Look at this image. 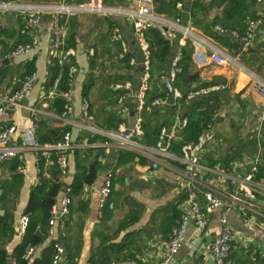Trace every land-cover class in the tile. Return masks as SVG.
<instances>
[{
  "label": "crops",
  "instance_id": "obj_1",
  "mask_svg": "<svg viewBox=\"0 0 264 264\" xmlns=\"http://www.w3.org/2000/svg\"><path fill=\"white\" fill-rule=\"evenodd\" d=\"M24 1L33 6L38 5L45 8L43 21L37 32L41 41L36 48L25 54L13 56L11 55V51L5 56H0V68L14 71L18 67L21 68L27 61L35 59L36 70L33 73L36 74L37 81L27 94L25 103L29 107L32 106L38 110L36 114V139L37 130H40L42 121H46L51 127H62L65 125L58 118L60 113H58L55 106L56 98H61L65 102V105H70L75 120L80 119L83 107L87 104L89 114L93 117L95 122L103 128L105 122L111 117H121L126 123L132 124L135 117L140 81L142 79H149L151 86L149 95L151 99L157 84L166 83L170 89H173L172 83H174L173 81L175 78L171 79L172 72L175 71L177 67L183 49L190 43L191 45L188 50L190 51L192 65L194 67V73L191 75V79H193L194 82L191 84V88H196L204 82H215L216 80L217 83L213 87L206 89H209V92L215 90L222 91L219 95L222 104L220 105L219 113H217L219 121L214 128L215 133L218 132L223 135L229 129L233 130L237 125V121L241 122L240 120L242 119L243 122L251 123L254 127L251 125L250 129L253 128L251 129V134L248 136H238L237 142L240 141V139L255 138L258 143V149L262 148L264 152V100H262L254 90V83L258 79L264 80V3L256 2L251 4L250 12L255 11L256 14L262 12L263 24L252 43L249 46H243L240 50H238L237 47H229L226 44L220 43L207 35L202 27L195 23V19L191 15L193 0H181L178 3V8L181 13L178 18L169 16L165 13L158 14L156 12L165 21V25L169 30L172 50L163 63L152 56L149 67H146L144 64L145 56L139 41L138 32L134 25L136 18L134 12L137 10L134 2H132V0H127L124 5H114L113 3L102 4L101 0H98L99 6H93L96 3L95 0H92L94 1L92 5L93 9L98 10V12L90 9L92 7L90 6L87 8L85 7L84 11L81 12H89V14H76L86 29V37L84 42L76 49V54L72 58L77 71L73 74L71 73L72 81L69 83L68 90H66L69 91V96L65 99L59 95L53 96V98L50 97L49 92L52 86L49 89L46 87L51 75L50 68L53 61L51 58L52 34L50 26L52 14L48 6L55 5L57 2H61V0ZM169 1L170 0H167V2ZM102 10L103 12L101 13ZM221 10V6L214 8L209 16H206L207 20L211 22L217 17V13ZM7 13L12 12L0 10V52H2L5 45L9 46L14 43L19 34V30L17 29L14 35H5L6 32L3 31V28L8 26L7 23H16L21 34L22 28L24 27L23 17L21 15L15 12V14H13L14 16H6ZM100 16L111 17L114 25L116 24L115 28L112 29L109 23L103 20L99 21L98 18ZM11 17H13V21L10 20ZM252 17L253 16H247L245 22ZM199 19H201L202 23V16H199ZM203 23L205 24V22ZM190 31L207 40L204 47H198L193 43L192 38L187 34ZM213 31L218 32L216 26L213 27ZM237 31L239 32V30ZM228 35L230 36L229 38L232 44L242 43L232 35ZM7 40H9L10 43ZM219 51L222 53H219ZM227 53L230 56L227 55ZM220 54L222 55L220 56ZM126 55H129V57H125ZM131 60L134 62L131 63ZM65 65L67 64L60 65L58 77L60 80L62 79L63 67ZM9 77H12V81L9 80ZM9 77V79L7 78L4 80V85L0 87V96L10 94L13 92L14 85L21 82V79L12 75V73ZM126 81H130L132 84L129 89L117 86ZM87 87L88 92L87 96H85L84 92ZM123 92H125L126 95H124ZM200 94L201 93H198L196 96ZM148 107V111L144 115L145 120L150 118L151 104L148 105ZM30 116L31 112L28 108L10 110L0 119V128L15 124L19 128V132H22L29 125L28 119ZM71 127L74 147L69 156V173L67 176L63 177L67 183L71 182L75 172L74 155L72 153L75 148L106 147L105 155L100 157L102 170L98 179L94 184H86L84 186V196L90 202V211L82 214V219L85 222V241L79 264H88L92 236L99 229V218L102 216V209L99 207L100 189L105 174L109 170H112V166L116 162L114 149L117 146L113 144L106 145L100 142L91 143L87 139L78 143L77 140L80 134L87 130L74 126ZM23 140L22 137H19L18 142L22 143L24 142ZM24 151L25 161L21 162L22 166L20 170L25 174V181L21 188L17 210L15 212L18 221L23 215L28 203L32 187L40 182V177L37 172V153L39 155L40 151L38 152L33 148H26ZM42 154H44L46 160L44 169L47 173H51V167L55 162L53 157L54 153L44 150ZM215 158L217 159L218 155ZM8 165L9 164H5L1 167L5 170H1L0 177H10L11 174L8 170ZM138 165L139 164L134 165L137 171L139 170L137 167ZM5 166L7 169L4 168ZM116 171L118 172L119 170ZM113 172L115 175V171ZM119 172H121V170ZM139 174L140 172L138 171V176ZM43 176L50 178V176ZM142 180L152 182V180ZM138 190L141 193L144 191L148 192L149 190L147 194L148 197L144 198L145 196L141 195L142 199L138 198L148 207V211L144 213L142 219L134 228L146 225L150 219L151 212L156 207L164 205L167 201L176 197L171 188L164 196L155 198L152 197L151 194L153 193H151L150 189H144L143 191L140 189ZM0 192H2V190H0ZM63 195L64 190L59 194L57 203L54 205L57 209L60 207ZM153 196L155 195L153 194ZM221 214L222 210H216L210 215L209 227L205 234L202 236L193 235L176 255L175 264H214L208 243L220 230L219 218ZM57 215L58 219L52 224L51 235L47 238L43 237V243L36 247V257L41 256L43 250L52 240L58 239L60 236L67 233V230H65L60 222L61 216L59 214ZM74 219L76 222L80 220L79 215L75 214ZM228 219L238 231L240 238L234 245V257L228 261V264H244V262L248 264L246 258L250 252H258L264 255V235L261 238L252 237V234L248 232L235 213H229ZM192 230L193 228L191 227V231ZM74 232L75 229L71 231V235L74 234ZM38 234L41 235L40 232H38ZM199 237L201 240L197 242L196 240ZM21 238V235L15 236L9 245L10 251L20 243ZM168 238H164L159 231H153L151 234H144L142 236V250L137 255V259L132 261V264L142 261L146 264L157 263L163 253L159 243L162 239Z\"/></svg>",
  "mask_w": 264,
  "mask_h": 264
},
{
  "label": "trees",
  "instance_id": "obj_2",
  "mask_svg": "<svg viewBox=\"0 0 264 264\" xmlns=\"http://www.w3.org/2000/svg\"><path fill=\"white\" fill-rule=\"evenodd\" d=\"M6 2L18 0H2ZM60 1V0H58ZM92 0H68L70 3L89 4ZM181 0H155L154 8L158 14L165 13L169 16L179 17L181 15L178 3ZM102 4L113 3L114 5H124L127 0H101ZM256 0H193L191 15L195 19V23L202 27L203 31L216 39L222 44L229 47H237L242 49L244 44H232L228 34H222L219 31H213V27L221 25L229 30H239L241 34L246 31L247 16H258L256 12H250L251 4ZM222 7L211 22L207 20L210 12L214 8ZM262 13V12H261ZM15 12L7 13L6 16H14ZM199 16H202V23ZM99 21L109 23L112 29L115 28L113 19L109 16H100ZM13 21V17L10 18ZM61 21L67 25V36L64 50L78 49L84 42L86 37V29L77 15L61 14ZM205 22V24L203 23ZM7 27L3 28L5 35H14L19 30L17 39L11 45H5L0 56L10 53L18 44L27 42L29 36L21 34L19 27L14 22H8ZM143 37L148 41L150 52L153 57L163 63L172 50L170 40H167L162 32L155 27L145 28L142 30ZM4 41V40H3ZM9 41V40H7ZM10 43V41H9ZM8 44V43H7ZM191 44L188 43L183 49L181 58L177 66L180 71L176 73L172 87L179 89L183 93V98L179 99L176 105H157L151 104L150 118L144 121V141L150 145L157 144L161 131L165 127H170L175 122L177 115L182 119H186V123H180L181 135L180 139L174 142L173 149L180 152V147L189 142H196L199 136L207 128H215L219 121V117H215L219 113L222 101L220 93L222 91H210L208 94H200L194 98L188 99L191 91H198L202 88L213 87L215 82H204L196 88H191L194 82L191 75L194 73V67L191 61V54L188 50ZM125 57H129L126 55ZM35 59L27 61L21 68L18 67L14 71L0 68V87L4 85V80L10 74L23 78L35 72ZM60 64L53 59L50 68L51 75L46 84L49 89L56 79L59 77ZM11 71V73H10ZM10 78V77H9ZM8 78V79H9ZM12 81V77L9 79ZM72 81L71 67L69 64L63 67L62 79L60 80L61 90H68L69 83ZM22 82L14 85L13 91L18 90ZM88 87L85 88L84 95L87 96ZM126 95L125 92H123ZM172 95L170 87L166 83L157 84L152 99L167 98ZM56 109L58 113L65 110V102L61 98H56ZM125 120L121 117H111L105 124V129H116ZM67 131H72V127L64 125L62 127H51L46 121L40 124V130H37V141L40 145L46 143L55 144L60 142ZM221 134L216 132L214 141L209 144L204 157L208 164L216 166L220 164L223 167H232L235 160H243L246 156H250L258 149L257 140L240 139L236 144H230L229 149L219 158H215L219 151L215 150L214 142L218 141ZM84 139L89 142L106 143L110 141L107 137L83 131L78 137L77 142L81 143ZM212 147L214 148L212 150ZM106 147H79L73 150L74 155V175L70 183H67L62 177L61 171L57 165V159L54 155V164L51 167L50 178H46L43 174H39L40 182L35 184L31 191L28 203L25 207L23 215L29 218L28 224L23 234L20 231L19 221L16 218V210L19 202L22 185L25 181V174L20 170L22 163L17 158H10L3 163L8 165L10 177H0V264H12V259H16L19 264H28L24 259V254L29 246H39L43 243L44 238L51 235L52 224L50 219L53 216V207L57 203L59 194L70 188L69 197L71 204L69 205L70 213L61 216L60 222L64 226L67 233L58 239L52 240L50 244L43 250L41 256L35 257L32 264H79L83 247H84V227L85 222L82 214L90 211V202L84 196V186L92 185L98 179L102 163L100 157L105 155ZM115 164L112 170L115 171L113 178L112 194L108 199V203L102 208V216L99 218V229L92 236V244L88 264H132L137 259V255L142 250V236L151 234L153 231H159L164 238H168L173 228L180 224L183 211L180 206L186 199V195L180 194L177 197L167 201L164 205L156 207L152 212L148 223L142 227L134 228L140 222L148 207L140 201L133 192L140 189H150L152 197L164 196L170 186L163 181L148 182L138 176L135 168L136 155L128 150L116 147L114 149ZM212 151V152H211ZM45 157L42 151L39 152V166L44 168ZM140 163H145L144 158H140ZM6 168V166L4 167ZM7 169V168H6ZM116 170H121L117 172ZM113 202L114 207L110 208L109 203ZM79 215L80 220L77 222L74 215ZM22 215V216H23ZM21 218V217H20ZM20 220V219H19ZM75 229L74 234L71 231ZM38 232L41 233L38 234ZM21 235V241L12 251L9 245L15 236ZM61 243L64 247V255L61 260L54 263V255L56 254L55 244ZM234 257L231 253L230 259ZM248 264H264V255L258 252H250L246 258ZM246 264V262H244Z\"/></svg>",
  "mask_w": 264,
  "mask_h": 264
},
{
  "label": "built area",
  "instance_id": "obj_3",
  "mask_svg": "<svg viewBox=\"0 0 264 264\" xmlns=\"http://www.w3.org/2000/svg\"><path fill=\"white\" fill-rule=\"evenodd\" d=\"M155 0H132L137 10L135 13V29L139 35V41L145 56L144 64L149 67L152 59L148 41L143 37L142 30L145 28H158L167 40L171 39L165 21L154 10ZM257 3H264V0H256ZM68 0H61L55 5L48 6L51 9V58L56 59L60 65L70 64L71 73H75L77 68L72 61L76 50H64L67 36V25L61 21V14L66 10V14L74 15L84 7L76 4L68 5ZM92 10V7L90 8ZM0 10L7 12H16L23 17L24 27L22 34H27L29 40L18 44L11 52V55L17 56L25 54L36 48L40 43V36L37 33L43 21L45 8L38 5H31L24 0L6 2L0 0ZM262 13H258L255 18L246 21V31L241 34L237 30H229L220 25H216V30L220 33L230 34L239 40L244 46H249L256 38L259 29L263 24ZM194 44L198 47H204L207 43L194 32L187 33ZM134 61L131 60V63ZM180 71L177 66L172 72L171 79L175 78L176 73ZM37 81L35 73L26 75L18 90L8 95L0 96V119L10 110L17 108H28L31 116L28 119L29 125L24 131L19 132L17 125H7L0 128V163L10 159L17 158L20 162L25 161V149L33 148L39 151H52L57 159V165L61 171L62 177L69 173V156L73 149L72 132L67 131L64 138L55 144L46 143L40 145L36 139V120L38 110L25 103L27 94ZM131 82L126 81L117 86L129 89ZM254 90L264 100V80L258 79L254 83ZM172 95L167 98L151 99V86L149 79H142L139 84L138 100L136 105L134 122L132 124L121 123L116 129H105L99 126L88 112L87 104L83 107L82 115L79 120H75L69 104L65 105V110L58 118L65 125L85 129L93 134L107 137L106 145H115L133 152L135 165L139 164V176L152 182L163 181L169 185L172 192L177 197L185 194L186 199L180 208L183 211L181 222L175 226L168 239H162L159 243L163 253L161 258L155 264H175V258L182 246L188 242L193 235L202 236L209 227L210 215L216 210H222L220 215V230L216 236L209 240L208 247L213 258L214 264H228L235 243L240 239L239 233L228 219L229 213H235L242 221L244 227L250 232L252 237L261 238L264 235V152L262 148L258 149L253 155L246 156L243 160H235L232 167H223L220 164L212 166L208 164L204 157V152L211 142L214 141V128H207L196 142L185 143L180 147V152L173 149L174 142L180 139V123L187 122L177 115L175 122L170 127L162 129L157 144L150 145L144 141L145 121L144 115L148 111V105H176L178 100L183 98L182 93L177 89H171ZM207 94L209 89L203 88L198 92H191L188 99L194 98L196 94ZM59 95L62 98L69 96V91L60 89V79H57L51 87L49 96ZM217 114L215 115V117ZM19 137L24 139L22 143L18 142ZM44 155V154H43ZM37 172L45 176H50L44 168L39 166V155L37 153ZM140 158L145 159V163H140ZM113 170H109L103 180L100 189L99 207L102 209L112 194L113 189ZM70 188H65L60 207H53V216L50 224H54L58 215L66 216L70 213L69 197ZM113 208V202L109 203ZM59 210V211H58ZM29 218L25 215L19 220L21 234L24 233ZM191 227L193 230L191 231ZM56 254L54 263L63 258L64 247L56 243ZM36 253V246H29L24 254V259L28 264H32ZM12 264H19L16 259H12ZM135 264H146L145 262H136Z\"/></svg>",
  "mask_w": 264,
  "mask_h": 264
},
{
  "label": "rangeland",
  "instance_id": "obj_4",
  "mask_svg": "<svg viewBox=\"0 0 264 264\" xmlns=\"http://www.w3.org/2000/svg\"><path fill=\"white\" fill-rule=\"evenodd\" d=\"M93 3H94V1H92V3L91 4H88V5H84V4H79V5L76 4V5L81 6V7H84V8L85 7L87 8V7L92 6ZM66 4L73 5L75 3L68 2ZM62 10H63V13L66 12L65 9H62ZM82 11H84V10H80V11L76 12L74 15H76V14H78V15H86V14H89V12L88 13L87 12L81 13ZM95 11L98 12V10H95ZM102 12H103V10L101 11V13ZM219 49H220V47H219ZM219 53H222V52L219 51ZM221 55L222 54H220V56ZM227 55H229V54L227 53ZM240 121L243 124L241 122L237 121V125L234 127L233 130L232 129H229L225 134H223V135L220 136V137H222V139L220 138L217 142L216 141L214 142L215 146H217L215 148V150H218L219 151L218 158L220 157L221 154H224L226 152V150L229 149L230 144H236L237 143V140H238L237 137L238 136L245 137V136H248L249 134H251V129L254 127L253 124L248 123V122H243L242 119ZM251 125L253 127L250 129ZM213 149L214 148L212 147V150ZM148 192H149V190H148ZM148 192L147 191H144L143 193H141L139 190H136V191L133 192V195L136 196L137 198L142 199L141 195L145 196L144 198H146V197H148V195H147ZM165 197H167V196H165Z\"/></svg>",
  "mask_w": 264,
  "mask_h": 264
},
{
  "label": "water",
  "instance_id": "obj_5",
  "mask_svg": "<svg viewBox=\"0 0 264 264\" xmlns=\"http://www.w3.org/2000/svg\"><path fill=\"white\" fill-rule=\"evenodd\" d=\"M95 3H96V4H94L93 6H99V4H98V0H95ZM93 6H92V8H93ZM199 240H201L200 237H199L196 241L198 242Z\"/></svg>",
  "mask_w": 264,
  "mask_h": 264
}]
</instances>
